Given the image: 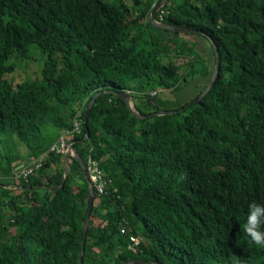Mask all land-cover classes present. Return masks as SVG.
<instances>
[{"label": "trees", "instance_id": "1", "mask_svg": "<svg viewBox=\"0 0 264 264\" xmlns=\"http://www.w3.org/2000/svg\"><path fill=\"white\" fill-rule=\"evenodd\" d=\"M158 1L0 0V264H81L89 186L75 158L64 182L53 152L78 120L71 144L111 179L95 189L85 264H264L243 234L247 205L264 201V0H169L162 23L202 34L154 26ZM209 38L218 82L180 112L214 75ZM113 89L145 117L178 113L137 119Z\"/></svg>", "mask_w": 264, "mask_h": 264}, {"label": "water", "instance_id": "2", "mask_svg": "<svg viewBox=\"0 0 264 264\" xmlns=\"http://www.w3.org/2000/svg\"><path fill=\"white\" fill-rule=\"evenodd\" d=\"M168 1L169 0H159L158 3L156 4V7H155L154 11L152 12V22H153V25L154 26L159 27L161 29H165V30H171V31H174V32L189 33V34H196V33H201L202 34V32H199L197 30L190 29L188 27H181V26H174V25H168V24L158 23L157 20H156L157 14L160 11V9L164 5H166L168 3ZM209 39H210L211 43L213 44V47H214L215 53H216V58H217L216 68H215L214 75H213V77L211 79V82L209 83V85L207 87L208 89L204 92V94L200 98H197L196 100H194L186 108L182 109L180 112L186 110L187 108H190V107H193V106H196V105L200 104L210 94V92L212 91V89L214 88V86L216 85V83L218 82V79H219L218 76H219V72H220V60H219L220 54H219V48H218V46L216 45V43L211 38H209ZM110 92L113 93V94H115V95H118L119 97H121L126 102L127 107L130 110L131 114L135 118H137V119L144 120L147 117L151 118V117L172 115V114L178 113L177 111H175V112H166V111H163V112H160V113L149 114L147 117H145V116L141 115L137 111L136 107L134 106V103H133V100H132V97H131L130 94H128V93H120V92H117L115 89L110 90ZM99 96L100 95H97L96 96V98L94 99V101L92 102V104L90 105V107L88 109L87 118H86L87 124L89 123L90 115L92 113V110L94 108V105H95V103H96V101H97V99H98ZM89 141H90V132L88 133V136H87L86 140L84 141V143L89 142ZM71 158H75V159H77L80 162V164H81V166L83 168L82 171H83L85 180L87 181L88 186H89V202H88V212H89V215H88V222H87V226H86V235H85V239H84V250H83L82 259H81V264H85V251H86V244H87V234H88V230H89V227H90V223H91V220H92V217H93V210H94V206H95L94 205V202H95L96 193H95L94 185H93L92 181L90 180L89 173L87 171V164L84 161V159L81 158L79 156V154L77 153V151L75 150V143H73L71 145L70 153L67 155V168H68V173H67L66 178L64 179V182H66V180L69 178V176L72 173V169H71V167L69 165ZM32 162L33 161H30V163H32ZM147 262H151V260H146V259L138 258V259L131 260L127 264H143V263H147Z\"/></svg>", "mask_w": 264, "mask_h": 264}, {"label": "built area", "instance_id": "3", "mask_svg": "<svg viewBox=\"0 0 264 264\" xmlns=\"http://www.w3.org/2000/svg\"><path fill=\"white\" fill-rule=\"evenodd\" d=\"M164 5L159 13V20L158 22L163 24V20L165 16L168 14L166 10H164ZM156 7V6H155ZM131 95V92H127ZM152 96H156L157 93L153 92L151 94ZM78 135V136H77ZM82 135V127L81 122L78 120L75 125V130L72 133H68V135L64 136V139L61 140L60 144L56 146L53 149V152H57L60 155H68L70 153L71 149V142L74 140L75 137H79ZM99 161L95 160L94 158H90L89 164L87 165V171L89 173L90 180L92 181L94 188L97 190L99 194H104L106 192V188L108 187V184L111 182V179L108 178L101 170L100 165L98 163ZM41 165H38V168H40ZM22 175L28 179L30 175L34 174L35 169L33 167H24L22 170ZM131 240L133 244H130L129 248L132 249L133 246H137L140 244L141 238L137 236H132Z\"/></svg>", "mask_w": 264, "mask_h": 264}, {"label": "clouds", "instance_id": "4", "mask_svg": "<svg viewBox=\"0 0 264 264\" xmlns=\"http://www.w3.org/2000/svg\"><path fill=\"white\" fill-rule=\"evenodd\" d=\"M243 234L250 243L264 248V201H252L247 205Z\"/></svg>", "mask_w": 264, "mask_h": 264}, {"label": "rangeland", "instance_id": "5", "mask_svg": "<svg viewBox=\"0 0 264 264\" xmlns=\"http://www.w3.org/2000/svg\"><path fill=\"white\" fill-rule=\"evenodd\" d=\"M171 2H174L175 4H179L181 2V0H172ZM31 62L37 60V55H36V51L34 50L31 53ZM168 61L177 64V65H181L187 62L186 58H180V57H174L172 56L171 59H168ZM13 63H15V65L18 67V69L21 71L20 75H22V78L24 79L26 76L31 75V71H30V63H28V60H18V59H14L12 61ZM44 67V66H43ZM40 67L39 65H32V73H34L35 71H39ZM135 84H137L138 82H134ZM149 91L151 90L150 88H148ZM195 94V90H184V92H180V93H176L174 95H170V98L172 99V102L178 104L181 102H185L190 100ZM134 103V102H133ZM135 106V103H134ZM80 137V136H79ZM1 147V146H0ZM25 166L24 165H20L19 166V170H22Z\"/></svg>", "mask_w": 264, "mask_h": 264}, {"label": "bare ground", "instance_id": "6", "mask_svg": "<svg viewBox=\"0 0 264 264\" xmlns=\"http://www.w3.org/2000/svg\"><path fill=\"white\" fill-rule=\"evenodd\" d=\"M157 22H158V20H157ZM159 23V22H158ZM100 95V94H99Z\"/></svg>", "mask_w": 264, "mask_h": 264}]
</instances>
